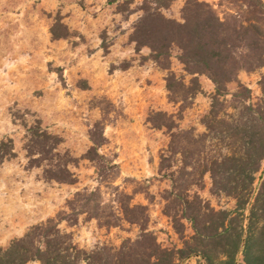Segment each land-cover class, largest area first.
I'll return each instance as SVG.
<instances>
[{"label":"rangeland","instance_id":"rangeland-1","mask_svg":"<svg viewBox=\"0 0 264 264\" xmlns=\"http://www.w3.org/2000/svg\"><path fill=\"white\" fill-rule=\"evenodd\" d=\"M144 1L0 0V248L59 213L71 217L67 203L75 194L97 189L103 203L116 211L129 197L132 206H145L146 228L157 242L182 247L164 200L172 190L170 174L181 160L178 155L170 158L160 172L162 152L169 156L170 135L158 129V113L172 117L181 130H192L200 141L208 134L204 120L215 85L201 75L193 98L170 100L169 71L188 87L192 77L184 71L177 48L170 53L169 70L151 59L150 49L136 50L132 37ZM159 1L170 4L162 9L167 18L183 22L186 0ZM201 1L214 5L221 18L240 5L237 0ZM246 67L228 91L242 86L249 91L244 104L256 109L264 106V67ZM144 100V106L138 104ZM227 100L221 113L244 121L248 112L242 100ZM96 123L102 124L106 139L99 154L114 161V170L100 173L84 158ZM201 143L204 148L198 145L202 152H196L188 169L190 195H199L216 211H234L236 200L213 194L210 175L203 174L206 160L227 153L226 143L214 133ZM257 182L258 189L262 178ZM184 224L185 235H190L191 225ZM59 227L87 252L102 245L119 248L140 234L139 226L123 220L119 227L100 228L87 215ZM180 264L206 263L196 256Z\"/></svg>","mask_w":264,"mask_h":264},{"label":"trees","instance_id":"trees-1","mask_svg":"<svg viewBox=\"0 0 264 264\" xmlns=\"http://www.w3.org/2000/svg\"><path fill=\"white\" fill-rule=\"evenodd\" d=\"M236 2L240 5L221 18L214 5L186 0L183 22H177L162 13L170 5L168 2L145 0L132 37L136 50L150 49L151 59L165 70H169L172 49L180 51V63L192 77L191 87L169 71L166 87L173 103H184L196 95L200 90L198 76H207L215 85L204 124L207 135L222 137L227 153L206 160L203 174L209 173L213 194L236 200L235 210L216 211L199 195H190L192 181L188 169L196 152H202L198 148H204L205 144L200 142L207 135L199 141L192 130H181L172 117L158 113L162 119L158 129L165 128L170 135L166 151L169 156L162 152L160 172L170 158L178 155L181 160L178 170L170 174L172 190L164 196L165 214L182 240L181 248L159 244L146 228L147 208L132 206L130 197L129 203L120 202L116 211L103 203L99 189L84 190L67 203L71 217L66 218L67 212L59 213L32 227L7 248H0V264H180L196 256L206 264H264V106L254 109L245 105L249 91L242 86L235 93L228 91L239 72L247 68L246 63L250 69L264 67V0ZM228 96L232 102L242 100L248 112L244 121L243 117L234 119L219 110L229 102ZM184 108L182 104L181 110ZM90 140L92 146L84 158L95 163L100 173L105 168L116 169L114 161L99 154L106 143L101 123L95 124ZM81 215L95 219L100 228L107 229L119 227L123 220L139 226L140 234L136 240H125L119 248L102 245L87 252L59 227L64 221L75 223ZM184 222L191 225L190 235H185Z\"/></svg>","mask_w":264,"mask_h":264},{"label":"crops","instance_id":"crops-1","mask_svg":"<svg viewBox=\"0 0 264 264\" xmlns=\"http://www.w3.org/2000/svg\"><path fill=\"white\" fill-rule=\"evenodd\" d=\"M145 100L144 101H140V102H138V104H140L141 106H144L145 105Z\"/></svg>","mask_w":264,"mask_h":264}]
</instances>
